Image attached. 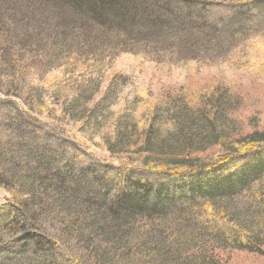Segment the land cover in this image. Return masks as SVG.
I'll use <instances>...</instances> for the list:
<instances>
[{
    "label": "trees",
    "instance_id": "obj_1",
    "mask_svg": "<svg viewBox=\"0 0 264 264\" xmlns=\"http://www.w3.org/2000/svg\"><path fill=\"white\" fill-rule=\"evenodd\" d=\"M106 26L121 36L108 30L112 36L103 38ZM123 32L135 38L168 32L187 52L225 54L228 60L222 62L231 66L240 58L256 71L264 69L255 58L264 45V0L229 5L207 0H0V188L9 195L0 207V264H108L107 256L93 260L82 252L86 262L77 260L69 244L95 249L89 240L93 235L119 250L133 219L169 212L183 213L195 236L205 231L219 236V243L262 252V231L232 212L228 198L252 183H264V131L233 140L219 126L224 119L218 112L195 127L184 115L162 141L154 118L140 129L133 121L108 122L99 109H84V94L74 89L78 73L94 69L100 74ZM47 60L62 67L67 80L48 82L41 69L34 71ZM95 82L90 76L89 87L96 89ZM223 108L216 106L215 112ZM70 122L83 123L86 133L100 136L110 153L137 155L141 167L97 163L64 135L63 127L57 128ZM215 145L226 153L219 162L177 170L188 165L191 153ZM149 162L165 163L170 170L157 171ZM261 189L264 184L257 193ZM87 224L93 229L89 235ZM162 234L178 239L170 229ZM170 246L153 248L162 255L161 264L175 257ZM209 252L195 258L219 264L214 249Z\"/></svg>",
    "mask_w": 264,
    "mask_h": 264
},
{
    "label": "rangeland",
    "instance_id": "obj_2",
    "mask_svg": "<svg viewBox=\"0 0 264 264\" xmlns=\"http://www.w3.org/2000/svg\"><path fill=\"white\" fill-rule=\"evenodd\" d=\"M240 1L243 0H207V3L229 5ZM105 29L103 38L112 36L108 35V30L112 33L119 31L109 26ZM122 36L124 38L113 57L104 60L100 74L93 69L94 73L81 71L77 75L79 79L75 81L74 89H80L84 94L82 100L86 102V111L99 109L108 122H113L115 118L123 122L130 120L140 129H145L154 118V130H158V137L162 141H167V134H171L174 129L173 123L181 120L184 115L187 122H191L190 126L195 127L204 116L206 119L207 116L216 118L215 114L218 112L224 119L219 126L233 140L254 131H264L263 63L259 64L263 71H256L251 63H242L240 58L237 59L238 65L231 66L222 62L228 58L225 54L214 56L210 52L202 53L201 50L187 52V46L168 32L159 38L149 35L135 38L126 32ZM260 52L262 53L256 54L255 58L264 62V45ZM255 58L253 61L257 63ZM38 69H41L48 82L62 80L59 78L67 80V75L61 72L62 67L58 68L53 61L39 62L34 71L37 72ZM90 76L98 84L96 89L88 85ZM54 100L57 102L56 98ZM14 102L18 104L19 100L14 99ZM219 105L224 108L215 112V107ZM48 120L46 122L51 124ZM58 124L61 126L57 128L63 127L64 135L76 141L97 163L124 168L141 167L137 155H117L107 151L101 145L100 136L86 133L83 123ZM224 157L226 153L218 145L210 146L202 153H191L187 158L188 165L177 170H184L186 167L198 170L219 162ZM149 166L157 171L170 170L165 163L156 165L149 162ZM260 185L252 183L236 195L230 196L228 208L239 218H245V221L252 224L251 228H259L264 236V191L261 189L258 190L260 194L257 193V186ZM8 199L9 195L0 188V207ZM133 220L127 226L129 238H125L119 250L110 249L109 245L97 241V237L93 235L87 238L95 249L88 248L86 251L85 246L82 249L81 244L73 243L69 244V250L82 262H86L81 257L85 253V256L92 259L94 257L95 260L107 256L110 260L108 264H161L159 261L162 255L154 254L153 248L159 250L168 243L173 245L170 248L176 249L173 254L175 257L171 256L169 264H184L182 261H187V264H209L204 261L206 257L201 261L195 257L200 254L208 257L211 248L214 249L213 255L219 264H264V238L262 252L249 253L229 244L219 243V236L215 239L205 234V231L197 236L193 235L188 226L189 221L181 212H169L163 217L140 216ZM86 226L91 227L90 224ZM169 229L178 234V239L162 237V233ZM89 232H93L92 227L85 234L89 235ZM163 238L167 243L162 241ZM185 249L187 250L184 252Z\"/></svg>",
    "mask_w": 264,
    "mask_h": 264
}]
</instances>
